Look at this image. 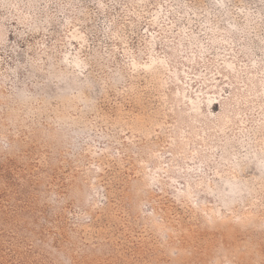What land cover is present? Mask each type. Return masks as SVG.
Masks as SVG:
<instances>
[{
	"label": "rangeland",
	"instance_id": "1",
	"mask_svg": "<svg viewBox=\"0 0 264 264\" xmlns=\"http://www.w3.org/2000/svg\"><path fill=\"white\" fill-rule=\"evenodd\" d=\"M0 264H264V0H0Z\"/></svg>",
	"mask_w": 264,
	"mask_h": 264
}]
</instances>
